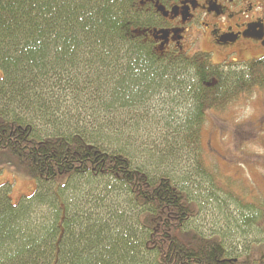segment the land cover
I'll use <instances>...</instances> for the list:
<instances>
[{
	"label": "trees",
	"instance_id": "16d2710c",
	"mask_svg": "<svg viewBox=\"0 0 264 264\" xmlns=\"http://www.w3.org/2000/svg\"><path fill=\"white\" fill-rule=\"evenodd\" d=\"M145 2L0 0V153L16 157L37 181L35 193L19 202L0 185V264H264L262 247L231 256L223 237L190 229L198 210L170 175L154 177L128 148L109 149L101 129L76 132L46 112L52 74L74 83L83 74L88 87L94 79L105 87V75L114 89L113 102L101 98L107 110L106 103L144 111L150 93L183 92L194 102L184 142L198 149L211 113L264 89V58L214 64L207 53H157L149 35L154 12ZM21 108L31 116L18 115ZM38 124L53 131L41 134ZM198 165L215 180L203 161ZM96 181L106 182L104 195L87 200ZM216 182L256 209L254 223L264 232V206ZM119 193L130 199V214L115 203Z\"/></svg>",
	"mask_w": 264,
	"mask_h": 264
},
{
	"label": "rangeland",
	"instance_id": "374dc122",
	"mask_svg": "<svg viewBox=\"0 0 264 264\" xmlns=\"http://www.w3.org/2000/svg\"><path fill=\"white\" fill-rule=\"evenodd\" d=\"M197 38L195 47L187 53L189 56L199 52L211 54L214 64L245 63L264 58V49L254 42L244 43L226 55L211 48L206 32ZM52 75L55 83L45 92L47 113L58 121L66 119L76 132L101 129L113 143L109 149L128 148L136 163L144 165L154 177L163 173L170 175L198 210L188 227L206 237H223L231 256H245L258 247L264 249V232L254 223L259 218L256 209L248 210L243 202L232 198L216 182L220 180L229 185L242 200L264 206V89L233 104L224 113H211L202 128L200 147L192 149L183 138L194 107L189 95L183 92L150 93L145 96L144 111L130 112L106 103L107 110L100 107V101L113 102L111 92L114 89L109 88L105 75L102 74L105 87L98 83L99 79H94L93 86L88 87L83 74L77 75L81 79L76 83L63 73L57 77ZM98 89L103 91L98 93ZM25 112L21 108L17 114L31 116ZM38 128L41 134L53 131L52 125L38 124ZM173 140L182 143L179 146ZM168 146L172 148V154H166ZM200 161L215 180L198 165ZM64 183L61 179L60 184ZM105 184L94 182V190H86L87 200L99 193L104 195ZM0 185H6L14 202L33 195L37 189V181L8 152L0 153ZM58 197L63 204L61 196ZM67 197L70 199L69 195ZM129 200L123 193L116 198L115 203L125 214H130L133 209Z\"/></svg>",
	"mask_w": 264,
	"mask_h": 264
},
{
	"label": "flooded vegetation",
	"instance_id": "af4514ba",
	"mask_svg": "<svg viewBox=\"0 0 264 264\" xmlns=\"http://www.w3.org/2000/svg\"><path fill=\"white\" fill-rule=\"evenodd\" d=\"M145 3L154 12L156 22L149 35L161 55L188 54L195 47L197 36L205 32L211 48L226 55L244 43L254 42L264 49V0H146Z\"/></svg>",
	"mask_w": 264,
	"mask_h": 264
},
{
	"label": "bare ground",
	"instance_id": "6f19581e",
	"mask_svg": "<svg viewBox=\"0 0 264 264\" xmlns=\"http://www.w3.org/2000/svg\"><path fill=\"white\" fill-rule=\"evenodd\" d=\"M27 197V196H26ZM58 204H60V202H58Z\"/></svg>",
	"mask_w": 264,
	"mask_h": 264
}]
</instances>
